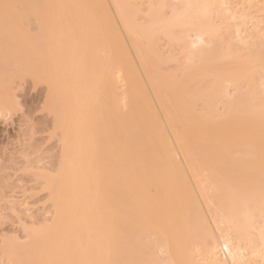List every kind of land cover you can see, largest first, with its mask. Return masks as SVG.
Here are the masks:
<instances>
[{
	"label": "bare ground",
	"instance_id": "1",
	"mask_svg": "<svg viewBox=\"0 0 264 264\" xmlns=\"http://www.w3.org/2000/svg\"><path fill=\"white\" fill-rule=\"evenodd\" d=\"M1 1H3V0H0V2ZM10 1H14V0H10ZM10 1H7V2L5 1L4 3H6V5H2V6L7 7V5H9L10 7H13L12 6L13 3L12 2L10 3ZM15 1L14 2L16 4L14 3L15 4L14 7L15 8L17 7L16 9H20L21 7L19 8L16 5H18L17 3H19L21 0L20 1L15 0ZM29 1L28 0H22L19 3L20 5L23 4L24 7L23 6L22 7H23V9L26 10V11L25 10L24 11L27 14H28V12H30L29 10L27 12V9L31 8V6L33 7V5H34V7L32 9L34 12L31 16L37 17L36 13H38V11H40L44 14L46 13L44 11H41V9H39L40 7L41 8L44 7V9H46V7H45L46 5L43 6V4H45L46 2H43V4H42L41 3L42 0H40V1L37 0L39 5L41 4L42 6L38 5L36 7L35 4L37 5V3H34L36 1H34V2H33V0L32 1L29 0ZM49 1H51V0H49ZM59 1L60 2L57 3L58 6H56L57 9L55 8L56 9L55 12L58 13V16H56V17H58L57 19L59 21H60L61 17L62 18L64 17L65 20L67 19L66 21L68 22V26H69V30L67 32H68L69 38H70V39L67 38V40L69 41L68 48H66L67 43L65 41H64V43L62 42L63 45L66 44L65 48L68 52H67L66 59L64 58L65 61L62 64H60V66H59L60 69H63V68L68 69L69 68V70L71 71L69 73V75L67 76L70 79L69 84H70V89H71V92H69L67 94V96H68L67 101L68 102H67V109L65 110L66 111V118H68V119L64 118V120H62L60 118L61 117V113H60L61 112V108H60L61 106H58L60 103L57 100L58 98L56 95V92H57L56 91V83H52L50 81H48L51 84V86H49L50 92H49V96H48L49 97L48 103H50V105L52 106V107L51 106L50 107L52 108V110L56 114V118L58 120L57 121L55 119L56 122H58L57 123L58 127L60 128L59 131L58 130L57 131H58V133L62 132L60 137L63 141L61 139L60 140L62 142H64V144H63L64 149H63V152L61 153V157L64 159V162H63V159H61V162H60L61 164H58L60 167L58 168L57 172H61V173L59 174L60 176L57 175V177L58 176L60 177V179H59L60 181L57 182L58 178H52V181H53V179L54 180L56 179L55 180L56 182L51 181L49 183V185H47L50 191L48 189L47 190L49 192L46 190L51 195L52 200L54 202L53 206L55 205L54 209H56V213H55L56 216H55V222H54L55 224L53 225L54 227L51 231L47 230V232L45 233L44 239H42L41 238L42 236H40V242L41 243L39 242L38 239H36V240H38V242L32 244L31 245L32 247L26 246L27 248L25 247V248H23V250L21 249L23 253H21V251L18 250L22 254V257H24L23 254L25 255L24 250L28 251V249L33 250L34 254H35V252L37 254V251H34V249H36V247H38L37 245H39V250H40L39 252L44 254L45 259H46V257H48L49 259L47 258V260H50V263H49V261H46L47 262L46 263L44 260H42L43 262H41L40 256H43V254H41L40 256L38 255V257H34L32 260L31 258L34 256L33 252H32V254L27 253V256H30L31 263L34 262L33 264H38L39 261L41 262L39 264H42V263L43 264H48V263L51 264L55 260H56L55 264H57V263L61 264L62 261H63L62 262L63 264H152L153 263L152 257H149L148 255L151 254L153 249H156V246H155V248H152L153 245H151V243H152L151 240L155 239L153 243L155 245H160V246H158V247H160L159 248L160 251L157 250L158 249V247H157V249H156L157 251L155 252V250H154L153 254L157 253L158 255H160V252L162 254L160 256H163L166 254L164 256V258H160L162 260L158 261L159 263L161 262V264H165V263L166 264H196L193 261V256L195 257V255L193 254L194 248L192 247V244L194 245L195 242L198 243L197 239H199V241H200L199 236H201V238L203 239L208 257H209L208 258L209 261L206 259L209 262V264H249L246 259H249L250 257L248 258V256H246V255L248 253H252V252H248L247 254L246 253L244 254V252H245L244 249L247 250L245 245L247 247L249 246V248L251 246L253 247V240L254 239L252 240L250 232L248 231L247 227L249 228L250 226H252L253 229L254 228H255V230L257 229L259 232L258 237L260 238V240L262 242L259 241L258 239H255L254 241L258 240L257 242H259V243L261 242L262 244H264V235L260 233L261 229H262L261 226L264 225V1L259 2L257 0H247V2H245L246 0H244V1L243 0H209V2L206 1L204 4V3H202L203 2L202 0H185V1L183 0L182 1L183 4H182L180 2V0H178L179 2L176 0L177 4L180 3L181 6L179 4V7L178 6L173 7V5L171 3L172 2L174 3L175 1L172 0V1H170L171 2L170 4L172 7H171V9H169L168 7H170V4L167 3V2H169V0H167V1L166 0H149V2H147V3H146V0H142L143 2H141V4L145 3L144 5H147L149 7V9H148V7L147 8L143 7L142 6L143 4L142 5L139 4V2L141 0L140 1L137 0L136 4H139L140 6L145 8L146 11H148L147 15L144 16V15L140 14L141 11H143V12L145 11V9H143L142 7H141L142 10L139 7V9L141 10L139 13L140 15H139L138 14V12H139L138 8L131 7L129 5V3H125L123 0H107L108 2L111 1L112 6L110 4V8H114L113 11L116 12V16H117V17L116 16H114V17L117 18V21H121V22H117V23H119L120 28H122L124 26L125 33L127 34V37L128 36L133 37L132 35H134L133 38L135 39V37L137 36L138 42L136 41V39L134 40L135 41L134 43L131 40L132 42H129L130 44L128 43V45L130 46V48L132 47L131 50H133L134 54H135V55L133 54V56L134 57L137 56V59H139L138 60L139 64L141 65L142 69L144 70L143 71L144 72V74H143L144 75L143 76L144 77V84H145V87L147 90V94H148L150 100L152 101V104L149 103V105H150L149 107H151V105H152L151 108H153L152 110L154 111V113L156 111V113H158V115L162 117V122L164 124L163 126L166 127V131L167 132L169 131V133H170L169 138L171 139V143L169 141V145L172 144L174 146V149H176V151H177L176 153H178V154L180 153L179 155H181L184 158L183 159L184 161H183L182 157L180 156V158L183 162L184 170L186 171V173H188L190 175L189 178L191 177V181L195 187L194 189H195V193H196V198H193L194 196H192L191 201L195 202V203L192 202V204H195L197 206L198 205L203 206V203L208 204L209 205V216H208V218L210 217L212 212L216 213L217 215L214 214V215H216L215 216L216 218H214V216L212 218H214L216 220V222H218L217 225H219L220 223L221 224L222 223L228 224V223H234L235 222L236 230L238 232L243 231L244 233H246L245 237L240 236L241 238L239 239V241L237 243H236V241H234L233 235L229 230L224 231V234L222 231V233H221L222 239L220 241L219 240L220 238L218 239V236H217L218 234L215 232L216 230L213 231L215 228L213 227V224L211 222L212 220L210 222L212 224L213 229H212V227H210V224H209L210 222L208 223L207 218H205V216L199 215L200 218L202 217L200 219V221H201L200 223L197 221V219H195V218L193 219V217H192V219L190 218V216H193L194 212H195L194 215H196V217L198 216V213L195 210H199L200 206H198L199 208H196V209L194 208L193 212H192V210H189V206L191 203V201H190L191 195L189 196V194H187V192L185 193L184 188H182L183 183L181 181L185 177V174L183 172H181L183 174L182 176H184V177L179 175L180 174L179 172L181 170H180V167L178 165H177L178 168L177 167L176 168L178 171L179 170L180 171L177 172V175H179L178 177L181 176L180 178L182 179V180L179 179V181L180 180L181 181L178 182V183H182L180 188L176 186L177 183L175 184V181L173 179V177L175 175L173 177H171L172 176V174H171L172 173V170H171L172 166L170 167V165H169L170 169H169V167H167L169 169L168 171H171V172H169L171 174V175H169V181L171 179H173V182L171 180L170 181L171 184H170V182L169 183L165 182V184L166 183L170 184V185L167 184L170 187L166 186L167 188H164L165 187V184H164L163 185L164 187L158 186L157 189L156 188L153 189L151 181L159 175L158 173L163 172V174H164V171L163 170L160 171V170L163 168L162 166L165 165L166 163H164V161H163L164 164L161 165L162 162L159 161L160 153L162 154V156L164 155V153L162 151L159 152L160 146H159L157 139L155 141V138H153L152 142L156 143L155 144L156 146H154V147H156L157 149L153 148L154 151H151L153 146H151L150 142H149L152 139V138L150 139V136L152 137V135H151V133H149V129H150V131L152 129L149 127L148 130H144L141 132L142 127H141V129L139 128L138 122H140V120H141V117L139 115H141L142 112L137 109V105L133 106V103L130 101V105H132L133 109L131 106H129L128 107L129 111H128L127 107H126L125 111H124L125 112L124 116H123V114H121L122 112H120V115L123 116V118H122L123 123L126 121V123H124V126L126 127L125 130L127 132H124V133H126L125 134L126 137L123 135H122L123 138L120 137L121 140L119 139V141H116L117 139H115V141L118 142L117 144L119 145V147L118 146L117 147L114 146V148L110 147L107 149V153H106V150L104 148L105 146L100 147V145L107 144L106 141H109L108 144H110V142L112 141V139H111L112 136H116V138L119 137L118 135L114 134V132L113 133L110 132L113 126L112 127L110 126L111 128L108 129V123L110 124V122H112L109 119V117L111 115L110 114L111 108H110V104H109V99L111 97H115V100L117 101V104H118V101L121 102L119 100V98L121 99L122 95L125 92V91H122L121 87L125 86V84H127L126 80H123L126 82L125 84H123L122 86L120 85L121 87H118V84H122L121 82L118 83V81H119L118 78L121 77L119 72L122 71L121 72L122 75H126L123 77L124 79H125V77L131 78V73L126 72L124 70L123 65L119 62V58H121L119 55L123 56L124 59L126 58V55L123 54V51L121 50V48L118 49V46L120 47V45L116 46V41L110 34H109V36L111 38H113V39L110 38V40H113V42L111 43L112 47L110 46V44H108V43H110L108 40L109 38H108L106 31H104L102 25L103 24L107 25V24L114 22V21L110 20L112 17H110V14L107 12V10H105V11L108 13V17H110V19L109 18L105 19V17H103V15H101V13H102L101 12L100 16L104 20H97L98 18L96 19V17L94 15L97 13L95 11H99L98 7L100 5L97 7V10H94L95 9L93 7L94 0L93 1L91 0L92 4H91L90 0L89 1L88 0H81L82 2L79 0L81 3L85 4L84 6L83 5L82 6L87 8V9H89L88 8L89 6L86 7V4L88 2L91 4L90 8L91 7L92 8L87 10V11L90 12V13H88V15L93 13L91 15H92V18L94 20V22L91 23V20L88 21V19L86 18L85 22L87 21V23H90V24L86 25L85 31L80 29V30H82L83 36L81 38H79L78 35L74 34V32L77 33V30H78L73 25L74 24V19L72 16L73 12L75 11L74 13H77V11H78L77 8L75 7V4H73L72 1L69 0L70 6L68 4L66 5L67 7L65 9L69 10L67 12L69 14V16H68L67 13H65L66 15L63 13L64 12V10H63L64 7L62 4L63 0L62 1L59 0ZM69 1L67 0V2H69ZM75 1H77V0H75ZM8 2H9V4H7ZM95 2H96V0H95ZM133 2H135V1H133ZM133 2H131V0H130V3H132L134 5ZM26 3L30 7H28L26 5ZM46 4H49L47 6H50L51 3L47 2ZM65 4H66V2H65ZM97 4H99V2ZM61 5H62V8H61L60 14L62 13L61 14L62 16L61 15L59 16V9H60ZM71 5H74V7L76 9L72 8ZM104 5H105V3H104ZM68 6H69V8H68ZM10 7H9V10H10ZM35 7H36V11L38 9L37 12L35 11ZM5 8H4V10L8 12L9 10H6L8 8H6V9ZM167 8L171 12L170 15H168L169 11H167ZM44 9H42V10H44ZM50 9H53V8H50ZM62 10H63V12H62ZM91 10H93V11H91ZM0 11H3V10L1 9ZM5 11H4V13L7 14V12H5ZM81 11H82V9H81ZM100 11H101V9H100ZM40 12L38 13V17H40V15L43 16L42 14H40ZM8 13H10V12H8ZM11 13L13 14L12 11H11ZM31 13H32V11L30 12V14ZM107 13H105V14H107ZM49 14H51V12ZM80 14L82 16V13H80ZM15 15H17V14L15 13ZM141 15H142V17L140 19L139 17ZM4 16H5V14H4ZM4 16H3V18L5 19ZM10 16H12V15H10ZM25 16H27V15H25ZM45 16H43V17L46 20ZM77 16H79V15H77ZM77 16H76V18H78ZM6 17H8V15ZM43 17L42 18L40 17V18L43 19ZM48 17H47V19H48ZM94 17L96 20L94 19ZM20 18H22V17L20 16ZM35 18H30L29 21H32ZM40 18H38V19H40ZM143 18L146 20L144 21ZM27 19H29L28 16H27ZM6 20H7V18L5 19V21ZM35 20L37 21V18ZM63 20L61 19V22H59V25H60L59 31H60L61 26L63 24L62 23ZM138 20L142 23L145 22L146 24L141 25L138 22ZM2 21L0 20V35H2V36H0V38L3 37V34H2L3 32H5L4 35L6 36L7 31H11L10 29H8V26L3 28L4 26H6V24H5V22H2ZM48 21H50V20L48 19ZM48 21L46 20L44 22V19H43V23L45 25L44 24H42V25H43V27L44 26L46 27V29L44 28L46 30V32L42 28V31H44V32H42L43 35L41 34V32L37 31L38 35L40 33L43 36V37H41L42 38V41H41L42 44L37 42V41H40L41 39L39 38V40H37L36 34H35V36H33V34L32 35L30 34L31 36L29 35L30 39L33 38V39H35L34 41L36 43L40 44V45L37 44L36 46L39 45L40 48L45 47L46 49L44 48V50L45 51L47 50V53H49V50H48L49 46L48 45H50L49 44L50 38L55 37L58 39V37H59L61 39L63 37V35L61 36L62 32H63V34H66L62 30L59 33L60 35L58 37H56L57 36L56 33H54V35H53L52 34L53 31L54 30L56 31V29L58 27V26L56 27V25H55L56 23L55 24L53 23V27L55 26V29L50 30L52 33H50V35H48L49 31L47 30V28L49 29L48 26L51 25L52 20L50 21V23ZM75 21H77V25H78V21L80 22L81 18H78ZM83 21H84V19H83ZM6 22H8V21H6ZM37 22L39 23V21H37ZM47 22L49 25H47ZM40 23L38 26H41ZM60 23H62V24H60ZM30 24H32V23H30ZM121 25H122V27H121ZM82 26H83V23H82ZM82 26H79V27L82 28ZM113 26H115V25H113ZM14 27H17V26H14ZM108 27L112 29L110 33L111 34L113 33V36H115L116 33L114 34V32L117 30L114 27L112 28L111 24L108 25ZM6 28H7V30H6ZM62 28H63V26H62ZM109 28H108V30H110ZM178 28H180V29L182 28V31L179 29L181 33L185 31L184 34L182 33L184 36L186 34L187 37H190V43L187 44L185 42V44H187V46L189 45L188 46L189 59H187V60H189L190 62L193 61L192 64H190V65H188L185 62H182V59H179L181 57L179 54H177L179 56V58H177V57L176 58L178 59L177 61L181 60V62L179 61L180 63H178V62L177 63H175V62L169 63V61H172L173 59L175 60V57L172 58L170 56L169 57L164 56V55H166V52L168 53L167 49H166L167 51L165 50L164 55L160 53L161 51L164 53V50L160 49L163 46L159 45L160 44L159 41L161 39L165 40V41L167 39H169V41L172 42L170 44H173V45L175 44L176 47H177L176 44H179L182 40H184V37H181V35L180 36L178 35V30H177ZM17 30H18V28H17ZM1 31H2V33H1ZM14 32H15V30H14ZM18 32H20V31H18ZM71 33H73V35H72L73 37H70ZM99 33H102V34H99ZM123 33H124V31H123ZM125 33L123 34L124 36H125ZM8 34H7V37L10 35V34L9 35ZM13 34L17 35L16 33H13ZM44 34H46L47 36H45ZM19 35H20V37H18V38H21V34H19ZM41 35H39L38 37H40ZM51 35H53V36H51ZM98 35H101L100 37L102 39H100V37H98ZM102 35H106V36H102ZM163 35H164V37H163ZM12 36H11V38L10 37L6 38L7 39L6 41L8 42V39L12 40L13 39ZM44 37H46V38H44ZM48 37H49V39H47ZM104 37L106 38V41L108 42L107 48H108V46L111 47V48L109 47L111 50L108 49L110 51V52L109 51L108 52L111 53L110 54L111 56L106 51V47L104 45V43H106V41L103 40ZM55 38L53 39L55 42L53 41L54 43L52 44V46L53 45L55 46V43L57 41ZM164 38H166V39H164ZM22 39H24V38H22ZM22 39L20 41L23 43ZM64 39H65V35H64ZM98 39H100L101 41L99 40L100 41L99 42ZM117 39H118V37H117ZM125 39H126V36H125ZM4 40L5 39H3V41ZM25 40H27V39H24V41ZM61 41H62V39L60 41L58 39V41H57V43H59V45L57 44V46L60 49H62V45L60 44ZM128 41H130V40L128 39ZM9 42H13V46H15L14 44H16L17 42L19 43L18 39H17V42L15 40L16 43H14L13 40L9 41ZM21 42H20V44H21ZM101 42L103 43L104 46H102L100 44ZM4 43L8 44V45H6L7 47L5 49L7 53L10 52V54H11L12 52H14L15 54H19V55H17L18 57H24L23 54L20 53V51H21L20 49L24 45L25 46L28 45V44H26L27 42L24 45L22 44V47H21V45H16V48L18 46L21 47V48L18 47L19 50L14 47L16 50H18V53H16L17 51H15V49L12 48L13 46L11 43H10L11 45L9 43H6L5 41H4ZM36 43H34V44H36ZM167 43H169V42H167ZM98 44H100V46L102 48L104 47V50L102 48H101L102 50H100V48H99V51H98V47H99ZM117 44L122 45V42L119 41V42H117ZM2 46H3V44H2ZM2 46H1V48H2ZM25 46L23 48H25ZM57 46H56V50L55 49H53V50L58 51ZM159 46H160V48H159ZM9 47H11L10 50H9ZM27 47H30V46H27ZM176 47H175V49H176ZM23 48H22V51L27 49L26 48L23 50ZM51 48H49V49H51ZM112 48L114 49L113 51H112ZM170 48H172L171 49L172 51L169 53L174 54L175 53V52H173L174 46H170ZM170 48H169V51H170ZM178 48H180V47L178 46ZM11 49L13 51H11ZM28 49H31V48H28ZM41 49H40V51H42ZM32 50L33 49H31L30 51H32ZM119 50L122 52V54H119V52H120ZM124 50H126V48H124ZM2 51H4V50H2ZM27 51H29V50H27ZM33 51L30 53H32V55L35 56L33 54ZM112 52H114V55H112L113 54ZM30 53H29V55H30ZM43 53H44V51H43ZM50 53H52V51H50ZM54 53H57V52H54ZM99 53H101V55ZM176 53L174 54L175 56H177ZM115 54L116 55L118 54L119 57L116 56ZM25 55L27 56L28 54L26 53ZM3 56H5V55H3ZM33 56H32V61L30 60L29 56H27L28 59L30 60L29 63L27 62L28 61L27 59L26 60L23 59L21 61L25 60L27 62L26 64H28V65H26V64L25 65L28 68H30L29 69L30 72L33 73L34 75H36V74L40 75L41 74L42 76L44 75L46 77V79L51 80L52 77L50 75L51 73L49 72V63H48L49 59H48V57L46 58V56H48V55H45L44 60H41V61L37 57L40 62L37 61L38 59H36V60L34 59V58H36V56H38L37 54L34 58H33ZM39 56H40V54H39ZM55 56H56V54H55ZM188 56H186L185 59ZM105 57H106V60L104 61ZM108 57L110 58L111 62L109 61ZM115 57L118 58V62L121 65L118 64L117 60H116V62L118 65L113 64L114 63L113 59ZM58 58H59V56H58ZM111 58H113V59H111ZM181 58H183V57H181ZM191 58H192V60H191ZM0 59L2 60V57ZM5 59H3V60H5ZM124 59H122L121 61H123ZM9 60H10V58L8 59V61H7V59L5 60V62L6 61L8 62V63L6 62L8 65L10 64ZM12 60H13V58H12ZM135 60H136V58H135ZM126 61L129 62L128 60H126ZM138 61H137V65H138ZM10 62H12V61H10ZM14 62L15 61H13L12 63H14ZM123 62H125V60ZM2 63H3V61H2ZM182 63L185 64L186 68L183 66L184 64H182ZM169 64H171V65L173 64L172 68H171V65H169ZM175 64H176L177 68H179V66H181L179 64H182V66L180 68L182 70L181 71L177 70V68L174 67ZM8 65H6V64H5V66L3 65L4 66L3 68H6L9 70V68H7ZM126 65H128V63H126ZM167 67H168V69H165L164 70L165 72H170V74H172V75L177 74L178 75L177 77L181 78V80L179 83L176 81L179 78L176 79L175 81L173 79L171 81L169 80L170 82H168L167 84L165 83L166 85L169 84L168 86H164L165 84L163 85L162 82H161V84L158 85L155 78H157V80H159V79L167 80V79H163L164 77H162L161 75H160V77H161L160 78L158 76V74L152 75V73H154V72L157 73V71L162 72V70L164 68H167ZM12 68H14V67H12ZM125 68H127V67L125 66ZM154 68H156L157 71H154ZM51 70H53V69L51 68ZM140 70H141V68H140ZM123 71H125V74ZM172 71L173 72L176 71L177 73H171ZM182 71L187 73L190 78L186 77V74H184L186 78L184 77V75H181ZM5 72H6V70H5ZM58 72L60 73V71H58ZM59 73L58 74L52 73V76L55 78V80H54L55 82H58V80H61V77H60L61 73H60V75H59ZM141 73H142V70H141ZM63 75H64V77H66L65 74H63ZM196 76L199 77L198 80H194V79L192 80V78L196 79L197 78ZM165 77H167V76H165ZM4 78H5L4 76L1 77V84H2L3 80L5 81ZM98 78H99V80H98ZM185 80L186 81L190 80L191 85L190 84L186 85L187 82ZM44 81H46V80H44ZM92 81H94V82H92ZM136 81H138V80H136ZM172 81H174V82L172 83ZM196 81H198V83L200 85L198 86V90H194V92L197 91L195 93H198L199 96H197L196 98L194 97L196 99L195 100L193 98V96H196V94L193 92V90H190L191 92L190 91L189 92L191 93V95L190 94H188V95L189 96L193 95L192 98L194 99V101H192L193 99L192 100L187 99L188 102H186V103L192 104V106H194L193 108H195V105H196V109H197V107L199 106V103L201 102L200 99L201 100L204 99V101H202L203 103L202 102L201 103L203 105L206 104V107L201 105V103H200L201 108L198 107L200 110L197 109V111H199L201 113V111L203 109H207V110H205L206 112L204 111V113L209 114L208 120L206 119L207 117L205 118L204 116H202V117H204L203 118L204 120H203L201 118V115H200V118L203 120V122L206 120L209 122V134L207 133V128H208L207 124H205L203 122H201L202 124H198V123L195 124L194 123L193 128H191V129H196V131H198L197 129H199L202 132V134H205V131H206V135H209L208 143L206 142V139L203 137V135H201L202 136L201 139L197 140L196 143L194 142L196 140H194L192 143L188 142V141L192 140V138H191V140L189 139V137H191L192 135H189V134L187 135L186 133H183L180 130H177V129L182 128L183 126H184L183 128L188 126V125H186V123H184L185 125H182L183 123L180 122L182 120H180L179 121V127H177L179 118L180 119L183 118L185 121V119L188 120L189 118H184V117H190V116H187V114H188L187 111H184L181 113L180 107H181V110H184V108H182V106H184V105H182L181 102H183V104H184V101H186V98H188V97H185L186 96V89L189 87L192 88L195 83L198 84ZM191 82L194 83L193 86H192ZM135 83H137V82H135ZM138 84H139V81H138ZM204 84H205V86H204ZM206 84H207V86H206ZM140 85H141V83H140ZM64 86H65V84H64ZM98 86L100 88H98ZM136 86L139 87V89L137 88L138 93L139 92L143 93V91L141 90L142 86H139V85H136ZM186 86H188V87H186ZM133 87L134 86L132 83L131 89ZM202 87H205V89H203V91L199 90V88L201 89ZM118 88H120L121 91H118ZM194 88L197 89V87H194ZM205 90H207V92ZM171 91L174 92V94ZM119 93L122 95H120ZM127 93L128 92L126 91L125 95H127ZM143 94H145V93H143ZM171 94H173V96H171ZM200 94H205L207 97L209 96V103H208V101L207 102L205 101L206 96H204V97L202 96L203 97V99H202ZM125 95H123V98ZM138 95H140V97H142V99H144V97L140 93ZM145 96L148 97L147 95H145ZM198 97H200V98L198 99ZM125 98H127V96ZM137 99H139L138 96H137ZM142 99H140V100L142 101ZM197 99L199 101H197ZM146 100H147V102L149 101V99H144L145 102H146ZM128 101H129V99L127 98V106L129 103ZM170 101H173L172 105L169 104V103H171ZM122 102H123V99H122ZM193 102L195 103V105ZM57 103H58V105H57ZM138 103H139V101H138ZM180 103L182 106L180 105ZM2 104H4V101H2L0 99V105L2 106ZM140 105H142V104H140ZM145 105L147 106L148 104H145ZM202 107H203V109H202ZM130 109H132V110H130ZM134 109H135V111H134ZM150 109H148V110H150ZM176 110H178V111H176ZM129 112L130 113L132 112V119L135 120V123L137 125H134L135 123H133V121L130 122V120H131L129 117L130 114H126ZM140 112H141V114L138 115V113H140ZM146 112H148L147 109H146ZM183 113H186L185 114L186 116L182 115ZM195 113H197V112H195ZM149 115H150V113H149ZM175 115L177 117L179 116L178 120L175 118ZM197 115H199V113ZM85 118H86L87 123H85ZM87 118H89V119L87 120ZM91 119L94 120V122H95L94 124H93V120H91ZM175 119L177 121H175ZM89 120H91L92 124L89 123ZM127 120L130 123H128ZM194 120L192 119V122ZM156 121H157V123L159 122V120H156ZM189 121H191V120H189ZM82 123L83 124L85 123V125L88 124L89 128H90V125L92 127H94V125H95V127L90 129L91 130L90 132H89V130H87V128L83 132L82 127L84 129L85 125H83ZM180 123H181V125H180ZM140 124H142V123L140 122ZM175 124H176V126H175ZM80 125H82L81 130H80ZM101 125L104 128L107 125V131L105 129L102 130ZM147 125H149V123ZM98 126L100 127V129L102 131H106L107 136L104 135L105 132L102 133L106 137V140L103 138V135L100 136L97 133V132L100 133V131H98L99 130ZM127 126H130V127L132 126V127L128 128ZM189 126H192V125H189ZM189 126H188V128H190ZM122 127H123V125H122ZM94 129L96 132L94 131ZM120 129H122V128H120ZM113 130H115V128ZM92 132H95L97 134L94 135ZM119 132H121V130ZM121 133H119V134L121 135ZM157 133H159L158 130H157ZM158 135H157V137H158ZM107 137H109L108 140H107ZM126 138L130 142L127 143ZM165 138H166L165 144L162 145L164 150L168 149V147H169L166 144L167 136ZM123 139H125V141ZM196 139H198V138H196ZM145 140L147 142H149V143H147V145L149 144L148 150L146 149L147 146H144ZM160 140H161V143L163 144L164 143L163 137ZM137 141H139L140 142L139 144L142 146H139ZM102 142H105V143H102ZM124 142L126 144H128L127 147L123 146L122 148H120ZM189 143H191V145L196 148V149L194 148V150H196V152H194V154L190 150V144ZM205 144H208L209 146H207ZM113 145H114V143H113ZM165 145H167L168 147L164 148ZM124 147L126 148V150L124 149ZM144 147H146L145 150H144ZM99 148L103 151V153ZM117 148L120 151H118ZM112 149L115 150V151L113 150V153L116 152V150H117V152H121V154H123L126 157V160H125V157L124 158L122 157V155H121L122 158H120V156L115 157V156L119 155V153L117 155H115L113 158ZM134 149L136 150L135 155H133ZM139 149H141V150H139ZM171 149H172V147H171ZM205 149H207L206 152L204 151ZM123 151H125L126 153L125 152L122 153ZM138 151H141V152H138ZM171 151H173V150H171ZM167 154H169V152L166 153L164 156L165 157L169 156ZM191 154H193V157L197 156V157H194V163L190 159ZM204 155H205V157H204ZM198 156H199V158H198ZM165 157H163V158L166 161L167 158L165 159ZM175 157H174V159H175ZM135 158H136V160H137V158L139 159L137 161H140V158H141L142 164L139 163L138 169H137V163L138 162L136 163V167L134 164ZM169 158H171L169 160V162L172 160L171 162L173 163L174 162V160L172 159L173 154L171 157L169 156L168 159ZM197 158H198V160L202 158V161H204V162H202L200 160V162H202L203 170L209 168V170L207 169V172H209L208 177H207V179L209 178V185L208 186L205 183V180H207L206 177H205V179H202V176L200 177L199 165L196 164L198 162L196 161V163H195V160H197ZM123 161H126V162H123ZM144 162H145V164H144ZM125 163L127 164V166L129 165L128 166L129 169L125 170V171H127V170L128 171L124 172V175L121 173V171H120V173L123 175L122 177L124 178L125 173L128 174V172H130V173L132 172L131 175L130 174L129 175L131 176L133 181L131 180V178H130V181L126 180V178L124 180H126V183H128L127 181H129V183H128L129 185H130V182L132 181L131 185L133 187L124 189L123 187L119 186L120 188H118V186H117V188H116V186H114V185H116L114 180L116 181V177H118L117 174H119L118 171H119L121 165L123 167V169L121 167L122 171L125 168H128L127 166H125ZM178 164H180V163H178ZM207 164L209 165V167ZM206 165H207V168H206ZM133 166L135 167L136 170L131 168L132 169V171H131L130 167H133ZM142 166H143V170L141 169ZM173 166H175V165H173ZM55 168H57V167H55ZM62 168H63V170L60 171V169H62ZM159 168H161V169H159ZM165 168H166V166H165ZM167 168L165 169V172H166ZM157 169H159V170H157ZM140 170H142V171H140ZM137 171H139V172H137ZM173 171H175L174 168H173ZM204 172L207 173L204 170L203 174H204ZM46 173H45V175H46ZM173 173H175V172H173ZM156 174H158V175L156 176ZM163 174L160 175V177H158V179H160L163 176ZM165 178H168V176L166 175ZM174 178L177 180L176 177H174ZM108 180H109V182L110 181L113 182L114 185L109 184V182L107 183ZM121 180H123V179H121ZM124 180H123V182H124ZM163 180H164V178H163ZM166 180L167 179H165L164 181H166ZM44 181H47V180L45 179ZM156 181H157V179H156ZM40 182H43V181H40ZM43 183H45V182H43ZM126 183H124V184H126ZM153 183H156L155 180L153 181ZM118 184H120V182ZM178 186H179V184H178ZM154 187H156L155 184H154ZM207 187H209V188H207ZM181 189L184 191H182ZM207 191H209V197L207 196V194H208ZM111 193H112V195H111ZM184 194H186V196ZM223 197H226V198L222 199ZM222 200H224V203H223L224 206L223 207L218 204V203H221ZM216 203H217V205H216ZM212 205L213 206L216 205V207L219 208V210L221 208L222 211H219L218 213L216 211H213L214 209H213ZM218 206H220V207H218ZM194 207H196V206H194ZM13 208H14V205H13ZM253 208L259 209V212L258 211L255 212V210ZM205 211H207V210H205ZM217 211H218V209H217ZM207 213L208 212H206V214ZM210 219L211 218H209V220ZM193 222H195L196 225ZM197 223H199V228L201 226H203L204 234L202 235V233H201V235H200V233L196 232V234L198 235V236L196 235L197 236L196 241H191V239H190V242H191L190 244H191L192 248H190V246H188L187 249H189V250H187V249H185V243H184V241L186 239L187 232H191L193 229L196 230L194 228V226L197 227L198 226ZM42 225H44V224H42ZM191 225H194V226L191 228V231H189ZM216 227L218 228L219 226H216ZM40 231H44V230H40ZM33 232L34 231H32V233ZM251 232H253V231L251 230ZM35 234H37V233H35ZM257 235L258 234H256V238H257ZM30 236L31 235L29 234V236H27V237H29V239H30ZM243 238H245V239H243ZM41 239L43 241L45 240V242H43L44 243L43 248H46L45 252H44V249H43V251L41 250L42 249L41 246L43 245ZM156 240H159L160 242L157 241V243H156ZM188 243H189V241H188ZM219 245H220V248L224 252V258H220L217 255L216 249L219 247ZM199 246L201 247V249H203V246L201 244H199ZM259 248L257 247L256 249L258 250ZM18 249H20V247ZM201 249H200V252H202ZM252 249H254V247ZM149 250H150V252H149ZM190 250L191 251L193 250L192 253L188 252ZM195 250H197V248H195ZM257 250H256V252H257ZM15 251L16 250H14L13 252H15ZM260 251L262 252V250H260ZM261 252H260V254H263ZM20 253H19V255H20ZM45 253H47V255L48 254L50 255V253H51L52 258H51V256L49 257V255L48 256L46 255V257H45ZM253 253H254V251H253ZM191 254H193V255H191ZM54 255H56V256H54ZM221 255H223V254H221ZM160 256H158V257H160ZM245 257H247V258L245 259ZM36 258H38V261ZM58 258H60V259H58ZM201 258H202V256H201ZM198 264H200V262ZM205 264H207V263H205Z\"/></svg>",
	"mask_w": 264,
	"mask_h": 264
},
{
	"label": "rangeland",
	"instance_id": "2",
	"mask_svg": "<svg viewBox=\"0 0 264 264\" xmlns=\"http://www.w3.org/2000/svg\"><path fill=\"white\" fill-rule=\"evenodd\" d=\"M7 2V1H10V0H3V1H1L0 2V10L2 9L3 11H0L1 13L3 12L4 13V8L6 7H4V6H2V5H6V3H4V2ZM15 1V0H14ZM14 1H10V3L12 2L13 3V7H10L9 5H7V7L6 8H8V9H6V10H9V7H10V10L8 11V12H10V13H8L7 11H5V12H7V14L6 13H4L5 14V16H4V14L2 13H0V20L2 21V22H5V24H6V26H4L3 28H5V27H7L8 26V29H10L11 31H7V33H6V36L4 35V33L5 32H3L2 33V31H1V33L3 34V39H5L4 41L6 42V43H11L12 44V46H13V42H9V41H14V43H16L17 42V39H18V41H19V43L17 42L16 44H14L15 46H11L12 48H16V45H21V47H22V44L24 45L26 42V44H28V45H24L25 46V48H23V50L24 49H26V50H24V51H22V48L20 47V46H18L19 48H21L20 50V53L21 54H23V56L25 57H18L17 55H19V54H15L14 52H12L11 54H10V52H6V45H8V44H5L4 43V41H3V39L2 38H0V45L2 46V44H3V46H2V48H1V46H0V58L2 57V60L0 59V99L2 100V101H4V104H2V106L0 105V264H33L34 262H32L31 263V259L33 260V258L34 257H38V255L40 256L41 254H43V253H40L39 251V245H37L38 247H36V249H34V251H37V254H36V252H35V254H34V252H33V250H29L28 249V251L27 250H24V253H25V255L23 254V256L24 257H22V254L21 253H23L22 252V250H23V248H25L26 246L28 247V246H31L32 244H34V243H36V242H38V240H39V242H40V236H42L41 238L42 239H44L45 238V233L47 232V230L49 231H51L52 229H53V225L55 224L54 222H55V216H56V209H54V207H55V205L53 206V200H52V197H51V195L48 193L50 190H49V188H48V186L47 185H49V183L52 181V178H58V181L57 182H59L60 180V173L61 172H57L58 171V168L60 167L58 164H61L60 162H61V159H63L62 157H61V153L63 152V144H64V142H62L63 140L61 139V133L62 132H60V133H58V131H59V127H58V122H56V120H57V118H56V114L54 113V111L52 110V106L50 105V103H48L49 102V92H50V87L49 86H51V84L48 82V81H50V82H52V83H56V95H57V100L59 101V105H58V103H57V105L58 106H61L60 108H61V119L62 120H64V118H66V109H67V94L69 93V92H71V89H70V84H69V81H70V79L67 77L68 75H69V73L71 72L70 70H69V68L67 69V68H63V69H60V64H62L64 61H65V59H66V56H67V50H66V48H68V46H69V41L67 40V38L68 39H70L69 38V34H68V30H69V26H68V22L64 19V17L62 18L61 17V19L63 20L62 21V23H60V24H62V26H63V28H62V26H61V29H60V31H59V22H61V19H60V21L57 19L58 17H56V16H58V13H56L55 12V10L57 9L56 8V6H58V4L57 3H59L60 1L59 0H51V1H45V0H42V4H43V2H48V3H51L50 4V6H47V5H49V4H43V6H45L46 7V9H44V7H38L39 9H41V11H44V12H46L45 14L44 13H42V12H40V11H38V9H37V11H38V13L40 12V14H42L43 16H45L46 17V20L48 21V19L51 21V25L50 26H48L49 27V29L47 28V30L49 31V34L48 35H50V33H52L50 30H52V29H55V26L53 27V23L56 25V27H57V29H56V31L54 30L53 31V35H54V33H56L57 34V36L56 37H58L60 34V32L63 30L66 34H63V32H62V34H61V36L63 35V37L61 38L62 39V41H61V45H62V49H60L58 46H57V44L59 45V43H57V41H58V39H59V41L61 40L59 37H58V39L57 38H55V37H51L50 38V40H49V44L50 45H48L49 46V48H51V49H49L48 48V50H49V53H47V50L45 51L44 50V48H40L39 47V45L40 44H42L41 43V41H42V38L41 37H43L42 35V32H44V31H42V28H43V30H45L46 29V27L44 26L43 27V25L42 24H44L43 23V19H44V22L46 21L45 20V18L43 17V16H41L40 14V17L42 18L43 17V19H41L40 17H38V13H36V15H37V21H39V23L41 24V26H38L39 25V23L35 20L36 18L35 17H33V16H31L32 14H33V7H34V5H33V7L31 6V8H29V9H27V12H28V10L31 12L32 11V13L30 14V12H28V14L25 12L26 10L25 9H23V4L22 5H20L19 3L22 1H20V0H18V1H20L19 3H17L18 5H16V6H18L20 9H16L14 6H15V2ZM29 1V0H28ZM32 1V0H31ZM34 1H36V2H34ZM40 1V0H39ZM58 1V2H57ZM62 1V0H61ZM69 1V0H68ZM72 1V3L73 4H75V7L77 8V13H74L73 12V19H74V26L76 27V29H78L77 30V33L76 32H74V34H76V35H78L79 36V38H81L82 36H83V33H82V30L83 31H85V29H86V25H88V24H90V23H87V21L85 22V20H86V18L88 19V21L89 20H91V23H93L94 22V20H93V18H92V15L91 14H93V13H91L90 15H88V13H90L89 11H87V10H89V9H91L90 8V6H91V4H92V1H91V4L89 3H87L86 4V7L87 6H89L88 8L89 9H87V8H85V7H83L85 4H83V3H81L79 0H77V1H75V0H71ZM89 1V0H88ZM125 3H129V5L131 6V7H135V8H138L139 9V7H140V9H141V7L143 6V7H145V8H147L148 6L147 5H144L145 3H142L141 4V2H143L142 0L140 1V0H138V1H140L139 2V4L140 5H142V6H140L139 4H136L137 3V0H131V2H133V1H135V2H133L134 3V5L132 4V3H130V0H123ZM167 1V0H166ZM170 1H172V0H169V2H167V3H171ZM173 1H175L176 2V0H173ZM178 1V0H177ZM183 0H180V2L183 4V2H182ZM185 1V0H184ZM203 1V2H202ZM201 2L202 3H204L205 4V2L206 1H208L209 2V0H202ZM244 1V0H243ZM257 1H259V2H262V1H264V0H257ZM26 2V1H25ZM30 2V1H29ZM33 2L34 3H37V5L35 4V6L37 7L38 5H39V3H38V1L37 0H33ZM65 2H66V4H65ZM99 2V4H97ZM147 2H149V0L147 1L146 0V3ZM171 3L172 5H173V7H175V6H178L179 7V4L180 3H178L177 4V2L176 3ZM179 2V1H178ZM245 2H247V0L245 1ZM15 3V4H14ZM24 3V2H23ZM33 3V4H34ZM70 1L69 2H67V0H63V7H64V12H63V10H62V12L65 14V13H67L69 10H67V9H65L67 6V4L70 6ZM104 3H105V5H104ZM7 4H9V2L7 3ZM25 4V3H24ZM31 4V3H30ZM29 4V5H30ZM57 4V5H56ZM61 4V3H60ZM59 4V5H60ZM77 4V5H76ZM96 4V5H95ZM110 4H111V6H112V3H111V1H107V0H96V2H95V0H94V2H93V7L95 8L94 10H97V7L99 8V11H100V9H101V11L99 12V11H95V12H97L94 16L96 17V19L97 20H104V19H102L101 18V16H100V13H101V15H103V17H105V19L106 18H109L110 19V17H112L110 20L111 21H114V22H111V23H109V24H103L102 25V27H103V29H104V31H106V33H107V35H108V40H109V42L110 43H108L107 41H106V38L104 37V41H106V43H104V45H105V47H106V51L108 52L109 50L108 49H110L111 47H112V45H111V43L113 42V40H110V36H109V34L115 39V41H116V46L117 45H120V47L118 46V49H120L121 48V50L123 51V54L124 55H126V58L124 59V57L123 56H121V55H119L121 58H119V62L123 65V67H124V70L126 71V72H130L131 73V78H126L125 77V79L123 78L124 76H126V75H122V71L121 72H119V74H120V76L122 77H120V78H118V83L119 82H121L122 84H118V87H121L123 84H125L126 82H127V84H125V86H122L121 88H122V91H127L128 93H127V95H125V92H124V94L123 95H125L124 96V98H123V95L122 94H120V95H122V97H121V99L119 98V100L121 101V102H119L118 101V104H117V101L115 100V97H111L110 99H109V104H110V108H111V111H110V114L112 115H110V117H109V119H110V121H112V122H110V124L108 123V129H110L112 126V129H111V133H113L114 132V134H116V135H118L119 137H117L116 138V136H112V143L110 142V144L112 145H110V144H108V142L109 141H106V143L107 144H105V145H100V147L101 146H105L104 148H105V150H106V153H107V149L108 148H114V146H118L119 147V145L117 144L118 142H116V141H119V139H120V137L121 138H123L122 137V135L123 136H125V134L126 133H124V132H127L126 130H125V126H124V123H126V121L123 123V120H122V118H123V116H124V111H125V108L127 107V110L129 111V106H131L132 107V105H130V101L133 103V106L135 105H137V109L139 110V111H141L142 112V114H141V112L140 113H138V115L139 114H141V115H139L140 117H141V120H140V122L142 123V124H140V122H138L139 124H138V126H139V128L141 129V127H142V129H141V132L142 131H144V130H148L149 129V127L152 129L151 131H150V129H149V133H151V135H152V137L150 136V139H151V141H149L150 142V145L151 146H153L152 147V150L151 151H154V149L153 148H156V147H154V146H156L155 144L156 143H153L152 142V140H153V138H155V141H156V139H157V141H158V143H159V149H160V151L159 152H163L164 153V155L166 154V153H168L169 152V154H167V155H169L170 157L172 156V154H173V160H174V164L170 161L169 162V160L171 159V158H169L168 159V157L169 156H167V157H165L164 155L162 156V154L160 153V156H159V161L160 162H162L161 163V165H163L164 163H166L165 165H163L162 167V169L161 168H159V169H161L160 171H164V174H163V172H160V173H158V174H156V176L157 177H155L152 181H151V184H152V187H153V189H157V187L159 186V187H164L163 185L165 184V182H170L171 180H172V182H173V179H174V181H175V184L177 183V187H179L180 188V186L182 185V183H183V187L182 188H184V190H182V191H184L185 193L187 192V194H189V196L191 195V197H190V201L192 200V196H194L193 198H196V193H195V187H194V184L192 183V181H191V177L189 178V174L188 173H186V171L184 170V167H183V162H182V160L184 159L181 155H179L178 153H176L177 151H176V149H174V146L172 145V144H170L169 145V141H170V143H171V139L169 138L170 136V133H169V131L167 132L166 131V127H164L163 125V122H162V117L161 116H159L158 115V113H156V111H155V113H154V111L152 110L153 108H151L152 107V105H151V107H149L150 105H149V103L150 104H152V101L150 100V98H149V96H148V94H147V90H146V87H145V84H144V70L142 69V67H141V65L139 64V59H137V56L136 57H134L133 56V54H134V51L133 50H131L132 49V47L130 48V46L128 45V43L129 42H132L133 41V43L135 42L134 40L136 39V41L138 42V39H137V36L135 37V39L133 38L134 37V35H132L133 37H127V34L125 33V28H124V26L122 27V25H121V27L122 28H120V26H119V23H117V22H121V21H117V18H115L114 16H116V12L115 11H113V9L114 8H110ZM136 4V5H135ZM171 4H170V7H168L169 9H171ZM26 5L28 6V4L26 3ZM25 5V6H26ZM41 5V4H40ZM39 5V6H40ZM83 5V6H82ZM23 6V7H22ZM42 6V5H41ZM52 6V7H51ZM69 6H68V8H69ZM114 6V5H113ZM180 6H181V4H180ZM2 7V8H1ZM28 7H30V6H28ZM36 7H35V11H36ZM71 7L72 8H74V9H76L75 7H74V5H71ZM70 7V8H71ZM142 7V8H143ZM14 8V9H13ZM50 8H53V9H50ZM56 8V9H55ZM59 8V7H58ZM61 8H62V5H61V7H60V9H59V16L62 14H60V11H61ZM82 9V11H81V9ZM145 8H143V9H145ZM167 8V11H169V9ZM42 9H44V10H42ZM139 9V12H138V14L140 13V11L142 10H140ZM148 9H149V7H148ZM23 12H22V11ZM25 10V11H24ZM46 10V11H45ZM54 10V11H53ZM67 10V11H66ZM105 10H107V12L110 14V17H108V13L105 11ZM11 11L13 12V14L11 13ZM17 11V12H16ZM36 11V12H37ZM53 11V12H52ZM91 11H93V10H91ZM145 11H146V9H145ZM143 12V11H141V13L140 14H142V15H147V13H148V11H146V12ZM18 15H15V13ZM51 12V14H49ZM56 14H55V13ZM115 12V13H114ZM54 15H53V14ZM80 13H82V16H81V14ZM86 13V14H85ZM105 13H107V14H105ZM24 14V15H23ZM35 14V13H34ZM76 14V15H75ZM139 14V15H140ZM171 14V12L169 11V13H168V15H170ZM8 15V17H6ZM10 15H12V16H10ZM22 17V18H20V16ZM25 15H27L28 16V18L29 19H27V16H25ZM30 15V16H29ZM66 15V14H65ZM67 15L69 16V14L67 13ZM77 15H79V16H77ZM142 15L139 17L140 19H141V17H142ZM3 16L5 17V19L7 18V20L6 21H8V22H6L5 21V19L3 18ZM14 16V17H13ZM49 16V17H48ZM51 16V17H50ZM55 16V17H54ZM62 16V15H61ZM76 16L78 17V18H81V21L79 22L78 21V25H77V21H75L76 19H78V18H76ZM89 18H88V17ZM98 16V17H97ZM13 17V18H12ZM47 17H48V19H47ZM55 19H54V18ZM66 17V16H65ZM95 17H94V19H95ZM117 17V16H116ZM3 18V19H2ZM30 18H35L34 20H32V21H29L30 20ZM38 18H40V19H38ZM60 18V17H59ZM67 18V17H66ZM25 19V20H24ZM83 19H84V21H83ZM95 19V20H96ZM139 19V20H140ZM119 20V19H118ZM138 20V22L141 24V25H144V24H146L145 22H140ZM143 20L145 21L146 19H144L143 18ZM50 21H48L49 23H50ZM142 21V20H141ZM1 22V23H2ZM12 24H11V23ZM24 22V23H23ZM48 22H47V25H49L48 24ZM30 23H32V24H30ZM82 23H83V26H82ZM30 24V25H29ZM111 24V26H112V28L114 27L117 31H115L114 32V34H115V36H113V33L111 34L110 32H111V28H109L108 27V25H110ZM2 25V24H1ZM45 25V24H44ZM113 25H115V26H113ZM14 26H17V27H14ZM19 26V27H18ZM65 26V27H64ZM79 26H82V28L81 27H79ZM39 27V28H38ZM79 27V28H78ZM107 27V28H106ZM17 28H18V30H17ZM38 28V29H37ZM45 28V29H44ZM108 28L110 29V30H108ZM2 29V28H1ZM15 30V32H14V30ZM33 29V30H32ZM80 29H82V30H80ZM114 29V30H115ZM180 28H178L177 30H178V35L180 36L181 35V37H184V40H182L179 44H176L177 45V47L175 46V44L173 45V44H170V43H172V42H170L169 41V39H167L166 41L165 40H160L159 41V45H161V46H163L162 48H160V46H159V48L161 49V50H164V53L161 51L160 53L161 54H165V50L167 49L168 50V53L169 52H171L172 50V48H170V46H174V50H173V52H177L176 53V55L177 54H179L181 57H183V58H179V56L177 55V56H175L173 53H167L166 52V55H164V56H170V57H175V60L173 59L172 61H169V63H171V62H175V63H180L181 62V60H179V61H177L178 59L177 58H179V59H182V62H185V63H187L188 65H190V64H192V62H190L189 60H187V59H189V56H188V54H189V50H188V46H187V44L188 43H190V37H187V35L185 34V36L183 35L184 34V32H180V30L182 31V28L179 30ZM3 30V29H2ZM6 30H7V28H6ZM41 30V31H40ZM113 30V31H114ZM5 31V30H4ZM18 31H20V32H18ZM33 31V32H32ZM37 31H39V32H41V34L39 33V35H41L40 37H38L39 35H38V32ZM112 31V32H113ZM123 31H124V33H125V36H126V39H125V36L123 35L124 33H123ZM35 32V33H34ZM37 32V33H36ZM45 32H46V30H45ZM180 32V33H179ZM10 35H9V34ZM13 33H16L17 35H14ZM48 33V32H47ZM79 33V34H78ZM7 34L9 35L8 37H10L11 38V36H12V40L11 39H8V42L6 41L7 39L6 38H8L7 37ZM19 34H21V38H18V37H20V35ZM33 34V36H35V34H36V36L38 37H36V39L37 40H39V38L41 39L40 41H37V42H39V43H36L34 40L35 39H33V38H31L30 39V36ZM99 34H102V33H99ZM30 35V36H29ZM45 36H47L46 34H44ZM53 35H51V36H53ZM64 35H65V39H64ZM73 35V33H71V36L70 37H73L72 36ZM0 36H2V35H0ZM60 36V37H61ZM101 35H98V37H100ZM102 36H106V35H102ZM29 37V38H28ZM50 37V36H49ZM49 37L47 38V39H49ZM117 37H118V39H117ZM163 37H164V35H163ZM166 37V36H165ZM22 38H24V39H27V40H25L24 41V39H22ZM44 38H46V37H44ZM56 39L57 41H56V43H55V46L53 45L52 46V44L55 42L53 39ZM113 38H111V39H113ZM162 38V37H161ZM167 38V37H166ZM166 38H164V39H166ZM23 40V43L20 41V40ZM100 39H102L101 37H100ZM100 39H98V41L100 40ZM128 39L130 40V41H128ZM15 40H16V42H15ZM34 42H33V41ZM128 42H127V41ZM132 40V41H131ZM2 41V42H1ZM54 41V42H53ZM64 41L67 43V47L65 48V45H63V43H64ZM101 41V40H100ZM99 41V42H100ZM122 42V45L121 44H117V42ZM162 41V42H161ZM20 42H21V44H20ZM63 42V43H62ZM167 42H169V43H167ZM184 42V43H183ZM185 42L187 43V44H185ZM2 43V44H1ZM34 43H36V44H34ZM44 43V42H43ZM71 43V42H70ZM107 43L108 44H110V46H108V48H107ZM10 44V45H11ZM37 44H39L38 46H36ZM102 46H104L103 45V43L101 42L100 43ZM100 44H98L99 45V47H98V51H99V48H100V50H104V47L102 48L101 46H100ZM130 44V43H129ZM166 44V45H165ZM170 44V45H169ZM71 45V44H70ZM181 45V46H180ZM27 46H30V47H27ZM56 46L58 47V51H55L56 50ZM114 46V45H113ZM167 46V47H166ZM178 46L180 47V48H178ZM183 46V47H182ZM11 47H9V50H10V48ZM18 47L16 48V49H18ZM110 47V48H109ZM175 47H176V49H175ZM185 47V48H184ZM14 48V49H15ZM28 48H31V49H33L32 51H33V54L36 56V54L38 55V56H36V58H34L35 56H33L32 55V53H30V52H32V51H30L31 49H28ZM102 48V49H101ZM124 48H126V50H124ZM169 48H170V51H169ZM15 49V51H17L16 53H18V50H16ZM40 49L42 50V51H40ZM46 49V48H45ZM53 49H55V50H53ZM117 49V48H116ZM184 49V50H183ZM2 50H4V51H2ZM8 50V49H7ZM27 50H29V51H27ZM111 50V49H110ZM114 49L112 48V51H113ZM166 50V51H167ZM11 51H13L12 49H11ZM43 51H44V53H43ZM50 51H52V53H50ZM120 51V50H119ZM118 51V52H119ZM128 51V52H127ZM133 51V52H132ZM28 54L27 56H29V58H30V60L32 61V56H33V58L36 60V59H40V61L41 60H44V56L45 55H48V56H46V58L48 57V59H49V61H48V63H49V72L51 73L50 75H51V80L50 79H46V77L43 75H38V74H36V75H34L33 73H31L30 72V68H28L26 65H28V64H26L27 62L29 63L30 62V60L28 59V57L25 55L26 53ZM42 52V53H41ZM54 52H57V53H54ZM101 52V51H100ZM110 52V51H109ZM108 52V54L110 55L111 53H109ZM117 52V51H116ZM14 53V54H13ZM29 53H30V55H29ZM102 53V52H101ZM101 53H99L100 55H101ZM113 54L112 55H114V52H112ZM39 54H40V56H39ZM43 56H42V55ZM45 54V55H44ZM55 54H56V56H55ZM58 54V55H57ZM119 54H122V52L120 51L119 52ZM183 56H182V55ZM3 55H5V56H3ZM15 55V56H14ZM104 55V54H103ZM108 55V56H109ZM116 55V54H115ZM135 55V54H134ZM21 56V55H20ZM52 56V57H51ZM58 56H59V58H58ZM64 56V57H63ZM111 56V55H110ZM116 56H118V54L116 55ZM118 56V57H119ZM186 56H188L186 59H185V57ZM7 57V58H6ZM13 58V60H12V58ZM38 57V58H37ZM41 57V58H40ZM101 57V56H100ZM99 57V58H100ZM103 57V56H102ZM177 57V58H176ZM7 59V61H8V59L10 58V60H9V65L5 62V60ZM58 58V59H57ZM63 58V59H62ZM65 58V59H64ZM135 58H136V60L138 61V65H137V61L135 60ZM3 59H5V60H3ZM16 59V60H15ZM23 59H27L28 61L26 62L25 60V62L24 61H21V60H23ZM39 59L37 60L38 62H40L39 61ZM108 59H109V61H110V58L108 57ZM111 59H113V58H111ZM122 59H124L125 60V62H123V61H121ZM20 60V61H19ZM103 60V59H102ZM106 60V57L104 58V61ZM114 60V63L113 64H117V62H118V58H114L113 59ZM116 60H117V62H116ZM126 60H128L129 62H127ZM188 62H187V61ZM191 60H192V58H191ZM2 61H3V63H2ZM10 61H15L14 63H12V62H10ZM36 61V62H37ZM24 62V63H23ZM111 62V61H110ZM118 62V64H120ZM131 62V63H130ZM126 63H128V65H126ZM5 64L6 65H8V67L7 68H9V70L8 69H6V68H3L4 66H5ZM13 64V65H12ZM24 64V65H23ZM26 64V65H25ZM117 64V65H118ZM120 64V65H121ZM182 64H184V63H182ZM182 64H179V65H181L182 66ZM4 65V66H3ZM53 65V66H52ZM169 65H171V64H169ZM173 65V64H172ZM172 65H171V68H172ZM178 65V64H177ZM178 65V66H179ZM25 68H24V67ZM125 66L127 67V68H125ZM167 66V65H166ZM181 66H179V68H177V66H176V64H175V68H177V70H182V69H180L181 68ZM184 67H185V64L183 65ZM12 67H14V68H12ZM27 67V68H26ZM59 67V68H58ZM141 68V70H142V73H141V70H140V68ZM173 67V68H174ZM11 68V69H10ZM21 68V69H20ZM51 68L53 69V70H51ZM170 68V67H169ZM174 68V69H175ZM186 68V67H185ZM128 71H127V70ZM156 68H154V71H157V69L155 70ZM165 69H168V67L167 68H164L163 70H162V72L160 71V72H158L157 71V73H152V75L153 74H158V76L160 77V75L162 76V77H164L163 79H167V80H161V79H159V80H157V78H155L154 76V78L156 79V81H157V83H158V85L159 84H161V82L163 83V85L166 83H168V82H170L172 79L175 81L176 79H178L179 77H177L178 75L177 74H170V72H165L164 70ZM5 70H6V72H5ZM16 70V71H15ZM25 70V71H24ZM27 70V71H26ZM170 70V69H169ZM168 70V71H169ZM29 71V72H28ZM54 71V72H53ZM58 71H60V73H61V75H60V73L58 72ZM67 71V72H66ZM125 71H123L124 72V74H125ZM171 71V70H170ZM2 72V73H1ZM134 72V73H133ZM16 73V74H15ZM52 73L53 74H58L59 73V75H60V77H61V80H58V82H55L54 80H55V78L52 76ZM171 73H177L176 71H172ZM181 73V72H180ZM2 74V75H1ZM5 74V75H4ZM63 74H65V76L66 77H64V75ZM72 74V73H71ZM101 74V73H100ZM179 74V73H178ZM184 74H186V77H188V78H190L189 76H188V74L187 73H185L184 71H182V74L181 75H184ZM15 75V76H14ZM118 75V74H117ZM172 75V76H171ZM180 75V74H179ZM5 77L4 79H5V81L3 80L2 81V84H1V77ZM13 76V77H12ZM165 76H167V77H165ZM9 77V78H8ZM102 77V76H101ZM133 77V78H132ZM171 77V78H170ZM182 77V76H181ZM184 77H185V75H184ZM185 77V78H186ZM197 77V76H196ZM138 78V79H137ZM161 78V77H160ZM198 78L199 77H197L196 79L195 78H192V80L194 79V80H198ZM132 79V80H131ZM7 80V81H6ZM44 80H46V81H44ZM97 80V79H96ZM98 80H99V78H98ZM97 80V81H98ZM121 80V81H120ZM123 80H126V82L125 81H123ZM136 80H138L139 81V84H138V81H136ZM170 80V81H169ZM180 80H181V78H179L178 80H176L178 83L180 82ZM95 81V80H94ZM94 81H92V82H94ZM174 81H172V83L174 82ZM186 81V80H185ZM96 82V81H95ZM135 82H137V83H135ZM176 82V83H177ZM183 82V81H182ZM187 83H186V85L187 84H190V80H188V81H186ZM189 82V83H188ZM195 82V81H194ZM197 83H198V81H196ZM60 83V84H59ZM133 83V88L131 89V84ZM140 83H141V85H140ZM192 83V82H191ZM49 84V85H48ZM64 84H65V86H64ZM139 85V86H142V88H141V90L143 91V93H145V94H143L142 92H139L143 97H144V99H149V101L147 102V100H146V102L144 101V99H142V97H140V95H138L139 93H138V89H139V87H137L136 85ZM164 85V86H168V85ZM193 84L194 83H192V86H193ZM63 85V86H62ZM68 87H67V86ZM121 85V86H120ZM191 85V84H190ZM189 85V86H190ZM196 85V86H195ZM200 84L198 83V84H194V86L192 87V88H187L186 89V96L185 97H188V98H186V101H184V104H183V102H181L182 103V105H184V106H182L181 105V103H180V105L182 106V108H184V110H181V107H180V111H181V113L182 112H184V111H187V116H190V117H184V118H189L188 120L187 119H185V121H184V119L183 118H179V116L177 117L176 115L180 112H178L176 115H175V118L178 120V118H179V120H178V126L177 127H179V121L180 120H182V121H180V122H182L183 124L182 125H185L184 123H186V125H192V126H189L190 128H188V126L187 127H185V128H180V129H177V130H180L181 132H183V133H186L187 135L189 134V135H192L191 137H189V139L191 140V138H192V140L191 141H188V142H193L194 140H196V141H194L195 143L197 142V140H200L201 139V135H203V137L206 139V142L208 143V141H209V135H206V131H205V134H202V132L199 130V129H197L198 131H196V129H191V128H193V125H194V123L196 124V123H198V124H202L201 122H203V118L205 117H207L206 119L208 120V118H209V114H207V113H204V111L205 110H207V109H203V107H202V111H201V113L199 112V111H197V109L198 110H200L199 108H201V106H200V103L202 102V101H204V99H203V97L204 96H206L205 94H200V96H201V98L203 99V100H201L200 99V103H199V108L197 107V109H196V105H195V103H194V105H195V108H193L194 106H192V104H188V103H186V102H188L187 101V99L189 100V99H193L194 97L196 98L197 96H199L198 95V93H195V92H197V91H195L194 92V90H198V86H199ZM203 85V84H202ZM209 85V84H208ZM161 86V85H160ZM204 86H205V84H204ZM206 86H207V84H206ZM102 87V86H101ZM186 87H188V86H186ZM194 87H197V89L196 88H194ZM98 88H100L99 86H98ZM138 88V89H137ZM124 89V90H123ZM137 89V90H136ZM203 89H205V87H202L201 89L199 88V90H202L203 91ZM65 90V91H64ZM140 90V91H141ZM190 90H193V92L196 94V96H193V98H192V96H189L188 94H190L191 95V91ZM118 91H121L120 90V88H118ZM190 91V92H189ZM206 92H207V90H205ZM209 91V90H208ZM172 92V91H171ZM63 93V94H62ZM123 93V92H122ZM173 94H174V92H172ZM117 94V93H116ZM173 94H171V96H173ZM118 95V94H117ZM145 95H147L148 97H146ZM127 96V98L129 99V103H128V106H127V98H125ZM137 96L139 97V99H137ZM176 96V95H175ZM203 96V97H202ZM117 97V96H116ZM118 98V97H117ZM116 98V99H117ZM194 98V99H195ZM200 97H198V99H199ZM122 99H123V102H122ZM140 99H142V101L140 100ZM194 99L192 100V101H194ZM197 99V101H199ZM207 99V100H206ZM190 100V101H191ZM196 100V99H195ZM138 101H139V103L140 104H142V105H140L139 103H138ZM205 101L207 102L208 101V103H209V96L207 97L206 96V98H205ZM137 102V103H136ZM144 102V103H143ZM171 103H169L170 105H172V102L173 101H170ZM196 102V101H195ZM191 103V102H190ZM203 103V102H202ZM201 103V105H203ZM207 103V104H208ZM145 104H148L147 106L145 105ZM186 104V105H185ZM197 104V103H196ZM205 104V103H204ZM179 105V106H180ZM198 105V104H197ZM51 106V107H50ZM124 106V107H123ZM203 106H205L206 107V104L205 105H203ZM147 109V111L150 113V115H149V113L148 112H146V109ZM173 107V106H172ZM65 108V109H64ZM151 108V109H150ZM132 109H133V107H132ZM132 109H130V110H132ZM148 109H150V110H148ZM193 109V110H192ZM113 110V111H112ZM126 110V111H127ZM134 111H135V109H134ZM176 111H178V110H176ZM54 114H53V113ZM63 112V113H62ZM120 112H122L121 114H123V116L122 115H120ZM195 112H197V113H195ZM206 112V111H205ZM136 113V112H135ZM180 113V114H181ZM199 113V115H197ZM209 113V112H208ZM126 114H130L129 115V117H130V122L131 121H133V123H135V120H133L132 119V112L130 113H126ZM134 114V113H133ZM186 113H183L182 115H185ZM156 117H155V116ZM200 115H201V118L203 119H201L200 118ZM73 116V115H72ZM186 116V115H185ZM202 116H204V117H202ZM55 117V118H54ZM128 117V116H127ZM153 117V118H152ZM125 118V117H124ZM137 118V117H136ZM197 118V119H196ZM56 119V120H55ZM66 119H68V118H66ZM65 119V120H66ZM89 118H87V120H88ZM95 119V118H94ZM127 119V118H126ZM129 119V118H128ZM175 119V121H177ZM192 119L195 121H193L192 122ZM205 119V120H206ZM91 120H93V119H91ZM91 120H89V123L90 124H92V122H91ZM156 120H159V124L157 123V121ZM189 120H191V121H189ZM204 121L203 123H205V124H207V133L209 134V122L208 121ZM58 121V120H57ZM96 121V120H95ZM128 121V120H127ZM187 121V122H186ZM67 122V121H66ZM129 121H128V123H130ZM149 123V125H147L148 123ZM192 122V123H191ZM200 122V123H199ZM85 123H87L86 122V118H85ZM85 123L83 124V125H85ZM95 122H94V120H93V124H94ZM98 123V122H97ZM177 123V122H176ZM89 124V125H90ZM99 125V124H98ZM122 125H123V127H122ZM128 125V124H127ZM134 125H137L136 123L134 124ZM180 125H181V123H180ZM87 126V127H86ZM97 126V125H96ZM111 126V127H110ZM115 126V127H114ZM175 126H176V124H175ZM81 127H82V125H80V130H81ZM85 128L83 129V127H82V131L84 132V130H86V128H87V130H89V132L91 131L90 129H92V128H94L95 127V125H94V127H92L91 125H90V128L88 127V124H86L85 126H84ZM118 127V128H117ZM128 128L130 127V126H127ZM132 127V126H131ZM130 127V128H131ZM135 127V126H134ZM133 127V128H134ZM97 128V127H96ZM95 128V129H96ZM101 128H102V130H106L107 131V125H106V127L104 128L102 125H101ZM115 128V130H113ZM120 128H122V129H120ZM124 128V129H123ZM132 128V129H133ZM146 128V129H145ZM95 129H94V131H95ZM98 131H100V133L99 132H97L100 136L101 135H103L102 133L103 132H105L104 133V135H106L107 136V133H106V131H102L101 129H100V127L98 126ZM131 129V130H132ZM138 129V128H137ZM160 129V130H159ZM58 130V131H57ZM118 130V131H117ZM121 130V132H119ZM157 130L159 131V133H157ZM61 131V130H60ZM81 131V132H82ZM93 131V130H92ZM116 131V132H115ZM96 132V131H95ZM95 132H92L94 135H96L97 133H95ZM109 132V133H110ZM121 133V135L119 134V133ZM161 132V133H160ZM59 135H58V134ZM108 133V134H109ZM118 133V134H117ZM128 134V133H127ZM159 134V135H158ZM103 135V138L106 140V137ZM157 135H158V137H157ZM162 135V136H161ZM129 136V135H128ZM167 136V142H166V144L169 146H167V145H165V147L164 148H167L168 147V149H163V147H162V145H164L165 144V137ZM200 136V137H199ZM90 137V136H89ZM126 137V136H125ZM162 137H163V140H164V143L162 144L161 143V140L160 139H162ZM108 138L109 137H107V140H108ZM129 138V137H128ZM196 138H198V139H196ZM62 141H61V140ZM101 139V138H100ZM110 139V140H111ZM115 139H117L116 141H115ZM127 139V138H126ZM149 139V138H148ZM102 140V139H101ZM121 140V139H120ZM124 141H125V139H123ZM122 140V141H123ZM127 141V143L128 142H130V141H128V139L126 140ZM121 142V141H120ZM138 142V144L140 143L139 141H137ZM149 142H147L146 140H145V145L144 146H147V148L146 147H144V150H145V148L148 150L149 149V144L147 145V143H149ZM102 143H105V142H102ZM113 143H114V145H113ZM122 143V142H121ZM152 143V144H151ZM191 143H189L190 144V150L193 152V154H194V152H196V150H194V146H192L191 145ZM101 144V143H100ZM120 144V143H119ZM125 144V145H124ZM154 144V145H153ZM108 145V146H107ZM110 145V146H109ZM127 145L128 144H126L125 142L121 145V147L120 148H122L123 146H125V147H127ZM194 145V144H193ZM205 145H207V146H209L208 144H205ZM99 146V145H98ZM139 146H142V145H140L139 144ZM124 147V149L126 150V148ZM171 147H172V149H171ZM100 149V148H99ZM103 149V148H102ZM118 149V148H117ZM136 149V148H135ZM134 149V152H133V155H135V153H136V150ZM142 149V148H141ZM141 149H139V150H141ZM157 149V148H156ZM163 149V150H162ZM196 149V148H195ZM208 149V148H207ZM207 149H205L204 151L206 152L207 151ZM101 150V149H100ZM113 150L114 149H112V156H113V158H114V156L115 155H117L118 153H119V155H117V156H115V157H118V156H120V158H124L125 156L123 155V154H121V152H117V150H116V152H114L113 153ZM146 150V151H147ZM169 150V151H168ZM171 150H173V151H171ZM102 151V150H101ZM115 151V150H114ZM118 151H120L119 149H118ZM143 151V150H142ZM150 151V150H149ZM150 151V152H151ZM125 151H123L122 153H124ZM138 152H141V151H138ZM137 152V153H138ZM144 152V151H143ZM166 152V153H165ZM102 153H103V151H102ZM126 153V152H125ZM140 154V153H139ZM142 154V153H141ZM178 154V155H177ZM193 154H191V161L194 163V157H197V156H194L193 157ZM200 154V153H199ZM202 154V153H201ZM121 155H122V157H121ZM63 156V155H62ZM177 158H176V157ZM180 156L182 157V160H181V158H180ZM202 156V155H201ZM60 157V158H59ZM163 157H165V159L167 158V160L165 161L164 160V158ZM174 157H175V159H174ZM204 157H205V155H204ZM203 157V158H204ZM134 158V157H133ZM163 158V159H162ZM198 158H199V156H198ZM198 158H197V160H195V163H196V161L198 162V163H196L197 165H199V173H200V177L202 176V179H205V177H206V179H207V177H208V173L209 172H207V169L209 170V168H207V165H206V168L207 169H204L207 173H205L204 172V174H203V168H202V162H204V161H202V158L201 159H199L198 160ZM60 159V160H59ZM162 159V160H161ZM125 160H126V157H125ZM137 160H139L138 158H137ZM136 160V158L134 159V161H135V167H136V163H137V169H138V167H139V163H141V158H140V161H137ZM200 160L202 161V162H200ZM205 160V159H204ZM145 161V160H144ZM163 161H164V163H163ZM184 161V160H183ZM63 162H64V159H63ZM123 162H126V161H123ZM159 162V163H160ZM168 162V163H167ZM170 163V164H169ZM178 163H180V164H178ZM142 164V163H141ZM144 164H145V162H144ZM133 165V164H132ZM158 165V164H157ZM160 165V166H161ZM169 165H170V167L172 166V168H171V170H172V176L171 177H173L174 175V177H176L177 178V180L173 177V179H171L170 181H169V175H171L169 172H171V171H168L169 169H170V167H169ZM173 165H175V166H173ZM180 167V172L177 170V168H178V166ZM204 165V164H203ZM62 166V165H61ZM124 166V165H123ZM125 166H127V164L125 163ZM129 166V165H128ZM127 166V167H128ZM165 166H166V168L167 167H169V169L167 168V170H166V172H165ZM205 166V165H204ZM55 167H57V168H55ZM121 167H122V165L120 166V169H119V171H118V173L119 174H117V176L118 177H116V181L114 180V182L116 183V185H114V183L113 182H109V180L107 181V183L109 182V184H113L114 186H116V188H117V186H118V188H120V187H123L124 189H127V188H132L133 186L131 185L132 184V178H131V173L130 172H128V174L127 173H125V176H124V178L122 177L123 175H124V172H127V171H125L126 169H129V167L128 168H125L123 171H122V169H123V167H122V169H121ZM134 167V166H133ZM133 167H130V170L132 171V169H134V170H136L135 169V167L133 168ZM157 167V166H156ZM177 167V168H176ZM208 167H209V165H208ZM132 168V169H131ZM173 168H174V170L175 171H173ZM141 169L143 170V166L141 167ZM159 169H157V170H159ZM61 170H63V168L62 169H60V171ZM129 170V171H130ZM142 170H140V171H142ZM203 170V171H202ZM120 171H121V173L123 174H121L120 173ZM185 171V172H184ZM47 172V173H46ZM58 174H57V173ZM137 172H139V171H137ZM159 172V171H158ZM173 172H175V173H173ZM177 172H179L180 174L179 175H183L181 172H183L184 174H185V177L184 176H182V177H184L183 178V180L185 181H183L180 177H178L179 175H177ZM43 173V174H42ZM45 173H46V175H45ZM56 173V174H55ZM167 173V174H166ZM49 174V175H48ZM121 174V175H120ZM130 174V175H129ZM163 174V176L160 178V179H158V177H160V175H162ZM168 176V178H165L166 177V175ZM41 175V176H40ZM57 175H59L58 177H57ZM165 175V176H164ZM206 175V176H205ZM43 176V177H42ZM48 176V177H47ZM127 176V177H126ZM130 176V177H129ZM40 179H39V178ZM121 177V178H120ZM129 177V178H128ZM51 178V179H50ZM119 178V179H118ZM126 178V180H129L130 181V178H131V182H130V185L128 184L129 183V181H127L128 183H126V180H124ZM163 178H164V180L165 179H167L166 181H164L163 180ZM46 179L47 181H44V180ZM121 179H123L124 180V182H123V180H121ZM156 179H157V181L159 182H157L156 181ZM179 179H181L180 181L182 182V183H178V182H180L179 181ZM38 180V181H37ZM50 180V181H49ZM56 180V179H55ZM54 179H53V181L52 182H56ZM119 180V181H118ZM155 180V182L156 183H153V181ZM40 181H43V182H45V183H43V182H40ZM162 181V182H161ZM208 181V182H207ZM120 182V184H118ZM41 183V184H40ZM124 183H126V184H124ZM168 183H166L165 184V187L164 188H167V187H170V186H168V185H170L171 184V182H170V184H168ZM205 183H206V185L208 186L209 185V178L207 179V180H205ZM154 184L156 185V187H154ZM168 184V185H167ZM178 184H179V186H178ZM41 185V186H40ZM65 185V184H64ZM108 185V184H107ZM112 185V186H113ZM127 185V186H126ZM129 185V186H128ZM120 186V187H119ZM125 186V187H124ZM167 186V187H166ZM189 187V188H188ZM207 188H209V187H207ZM49 191H48V190ZM48 192H47V191ZM209 190V189H208ZM183 192V193H184ZM208 192V194H207V196L209 197V191H207ZM48 195V196H47ZM111 195H112V193H111ZM110 195V196H111ZM185 196H186V194H184ZM226 197H223L222 199H225ZM189 199V198H188ZM52 202V203H51ZM192 202H194V201H191V203H190V206H189V210H192V212H193V210H194V208L196 209V208H199L198 206H200V209L199 210H195V211H197V213H198V216L196 217V215H194V213H193V216H190V218L192 219V217H193V219L195 218V219H197V221L200 223L201 221H200V219L202 218H200L199 217V215L201 216H205V218H207V221H208V223L211 221L212 222V224H213V227L215 228L213 231H215L217 234V236H218V239L221 241V239H222V237H221V233H222V231H223V234H224V231H230L231 233H232V235H233V239H234V241H236V243L239 241V239L241 238L240 236H243V237H245V234L246 233H244L243 231H241V232H238L237 230H236V225H235V222L234 223H220L219 225H217V223L218 222H216V220L214 219V218H216L215 216L217 215L216 213H214V212H212L211 213V215H210V217L209 218H211L210 220H209V218H208V216H209V205L208 204H204L203 203V206L202 205H195V204H192ZM51 203V204H50ZM195 203V202H194ZM223 203H224V200H222V202L221 203H218L219 205H221L222 207L224 206L223 205ZM9 205V206H8ZM13 205H14V208H13ZM216 205H217V203H216ZM216 205L215 206H213L212 205V207H213V211H216L217 213L219 212V211H222V209L220 208V210H219V208H217L216 207ZM48 206V207H47ZM194 206H196V207H194ZM202 207V208H201ZM218 207H220V206H218ZM218 209V211H217V209ZM54 209V210H53ZM207 210V211H205V210ZM216 209V210H215ZM254 210H255V212H259V209H255V208H253ZM55 211V212H54ZM203 211V212H202ZM206 212H208L207 214H206ZM191 213V212H190ZM55 214V215H54ZM214 214H216V215H214ZM54 216V217H53ZM214 216V218H212ZM204 218V217H203ZM218 218V217H217ZM190 219V220H191ZM50 220V221H49ZM44 221V222H43ZM211 222L209 223L210 224V227H212V224H211ZM44 224V225H42V224ZM195 225H196V223L195 222H193ZM199 223H197V227L196 226H194V225H191V227H190V230L189 231H191V228L194 226V228L197 230H192L191 232H187V235H186V239H185V241H184V243H185V249H187L188 248V246H190V248H194V251H193V254L195 255V257L193 256V261L196 263V264H198L199 262H200V264H205V263H207V264H209V257H208V254H207V251H206V248H205V245H204V242H203V239L201 238V236H199L200 237V241H199V239H197V241H198V243L197 242H195L194 243V245L192 244V247H191V242H190V239H191V241H196V237L198 236L197 234H196V232L197 233H200V235H201V233H202V235L204 234V232H203V230H204V228H203V226H201L200 228H199ZM207 223V224H208ZM41 224V225H40ZM203 225V224H202ZM216 226H221L220 228L218 227H216ZM228 226V227H227ZM233 226V227H232ZM213 227H212V229H213ZM230 227V228H229ZM203 228V229H202ZM261 234H263L264 235V225L263 226H261ZM28 229V230H27ZM247 229H248V231L250 232V235H251V238H252V240L254 239H258L259 241H261L260 240V238L258 237L259 236V232H258V230L256 229L255 230V228L253 229V227L252 226H250L249 228L247 227ZM30 230V231H29ZM34 231L35 233H37V234H35L34 232L32 233V231ZM40 230H44V231H40ZM219 230V231H218ZM251 230L253 231V232H251ZM29 231V232H28ZM37 231V232H36ZM200 231V232H199ZM263 231V232H262ZM28 234H27V233ZM39 233V234H38ZM29 234L31 235L30 236V239H29V237H27V236H29ZM44 234V235H43ZM256 234H258L257 235V238H256ZM197 235V236H196ZM198 237V238H199ZM36 239H38V240H36ZM41 239V240H42ZM243 239H245V238H243ZM36 240V241H35ZM154 240L155 239H153V240H151L152 241V243H151V245H153V247L152 248H155V246H156V249H157V247L158 246H160V245H155L153 242H154ZM253 240V247H254V249H252L253 247L251 246L250 248H249V246L247 247L246 245H245V247L247 248V250L246 249H244V254L246 253H248V252H252V253H248L246 256H248V258L249 259H246L247 257H245V259L248 261V263L250 264H264V244H262L261 242L259 243V242H257V241H254ZM150 241V242H151ZM157 241L158 242H160L159 240H156V243H157ZM188 241H189V243H188ZM33 242V243H32ZM43 242H45V240L43 241L42 240V246H41V250L43 251V249H44V252H45V250H46V248H43V246H44V243ZM200 242V243H199ZM257 244H256V243ZM41 243V242H40ZM30 244V245H29ZM199 244H201L202 246H203V249H201V247L199 246ZM255 244V245H254ZM260 244V245H259ZM5 245V246H4ZM41 245V244H40ZM259 245V246H258ZM261 246V247H260ZM20 247V249H18ZM26 247V248H27ZM32 247V246H31ZM259 248L260 250H262V252L258 249H256V248ZM13 248V249H12ZM160 247H158V249L157 250H159L160 251V249H159ZM195 248H197V250H195ZM22 249V250H21ZM38 249V250H37ZM151 249V248H150ZM156 249H153V251L155 250V252L157 251ZM200 249H201V251L202 252H200ZM14 250H16L15 252H13ZM21 251V253L19 252V251ZM152 250V249H151ZM187 250H189V249H187ZM204 250V251H203ZM220 250V251H219ZM256 250H257V252H256ZM18 251V252H17ZM151 252V254L150 255H148L149 257H152V260H153V263L152 264H161V262L159 263L158 261H161L162 259H160V258H164V256L166 255H163V256H160V255H162L161 254V252H160V255H158L157 253L156 254H153L154 252ZM192 251L190 250V251H188L189 253H192ZM216 251H217V255L220 257V258H224V252H223V250L220 248V245H219V247L216 249ZM253 251H254V253H253ZM261 253H263V254H260V252ZM32 252H33V257L30 259V256H27V253H31L32 254ZM48 252V251H47ZM149 252H150V250H149ZM259 252V253H258ZM19 253H20V255H19ZM159 253V252H158ZM165 253V252H164ZM197 253V254H196ZM193 254H191V255H193ZM221 254H223V255H221ZM46 255H47V253H45V257H46ZM49 255V254H48ZM47 255V256H48ZM204 255V256H203ZM222 257H221V256ZM20 256V257H19ZM51 256V258H52V255H51V253H50V255H49V257ZM54 256H56V255H54ZM155 256V257H154ZM158 256H160V257H158ZM201 256H202V258H201ZM158 257V258H157ZM200 257V258H199ZM26 258V259H25ZM47 258L48 257H46V259L44 258V254H43V256H40V259H41V262H43L42 260H44L45 262L46 261H49V263H50V260H47ZM50 258V259H51ZM54 258V257H53ZM61 258V257H60ZM60 258H58V259H60ZM195 258V259H194ZM207 261H205L204 259ZM25 259V260H24ZM37 259V261H38V258H36ZM39 259V260H40ZM49 259V258H48ZM53 260V259H52ZM62 260V259H61ZM56 261V260H55ZM55 261H53V263L55 264L56 262ZM40 261H39V263H41ZM63 262V261H62ZM61 262V264H63ZM198 262V263H197ZM205 262V263H204ZM38 263V264H39ZM47 263V262H46ZM48 263V264H49ZM53 263H51V264H53ZM165 263V262H164ZM43 264V263H42ZM58 264V263H57ZM166 264V263H165Z\"/></svg>",
	"mask_w": 264,
	"mask_h": 264
}]
</instances>
